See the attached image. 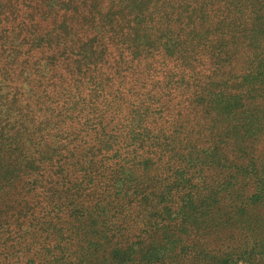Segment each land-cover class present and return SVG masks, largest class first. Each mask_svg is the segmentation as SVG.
Returning <instances> with one entry per match:
<instances>
[{
  "label": "trees",
  "instance_id": "trees-1",
  "mask_svg": "<svg viewBox=\"0 0 264 264\" xmlns=\"http://www.w3.org/2000/svg\"><path fill=\"white\" fill-rule=\"evenodd\" d=\"M103 1L0 0V264H264V0Z\"/></svg>",
  "mask_w": 264,
  "mask_h": 264
},
{
  "label": "rangeland",
  "instance_id": "rangeland-1",
  "mask_svg": "<svg viewBox=\"0 0 264 264\" xmlns=\"http://www.w3.org/2000/svg\"><path fill=\"white\" fill-rule=\"evenodd\" d=\"M108 2L109 0H104L103 5H106ZM134 2L135 1L132 2L135 4L134 8L139 9L141 6L136 5ZM19 84H22L21 88L18 90L19 92L23 91L26 93L29 91L32 94L36 93V95L40 97V106L36 108L38 111L33 115L32 121L29 123H23V125L20 126L21 120L19 118V112L21 103H25V101L19 99L18 95L17 97L19 100L11 103L6 100L7 97H4L6 92L5 89H0V181L10 180L30 171L33 166L30 145V143L32 144L31 139L35 135L37 129L43 130L48 126L47 117V120L43 119V117L38 121L34 119L39 115L41 116L42 109L40 108L46 101V98L43 96V88L45 85L44 77L41 73H38L35 80L33 79L31 81L30 79V81H25V83ZM33 85L37 86H34V89H32ZM29 102L34 106V103H32L31 100H29ZM32 105L31 107H33ZM46 114L48 115L49 113ZM137 120L138 118L136 117L135 120L129 121L127 125H134L135 127ZM7 131L8 134H6Z\"/></svg>",
  "mask_w": 264,
  "mask_h": 264
}]
</instances>
